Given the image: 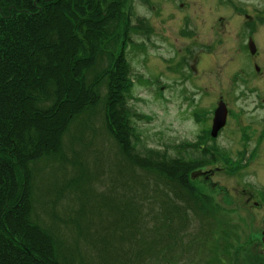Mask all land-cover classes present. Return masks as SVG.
I'll use <instances>...</instances> for the list:
<instances>
[{
	"label": "trees",
	"instance_id": "16d2710c",
	"mask_svg": "<svg viewBox=\"0 0 264 264\" xmlns=\"http://www.w3.org/2000/svg\"><path fill=\"white\" fill-rule=\"evenodd\" d=\"M126 2L0 0V264L237 254L234 217L191 181L202 162L125 132L132 29L150 24Z\"/></svg>",
	"mask_w": 264,
	"mask_h": 264
},
{
	"label": "rangeland",
	"instance_id": "374dc122",
	"mask_svg": "<svg viewBox=\"0 0 264 264\" xmlns=\"http://www.w3.org/2000/svg\"><path fill=\"white\" fill-rule=\"evenodd\" d=\"M150 1L133 0V9L144 15L150 24L146 32L132 29L135 41L128 55L133 68L124 80L127 91L123 100L127 112L122 118L130 121L126 122L125 132L129 133L132 125L144 144L166 148L192 163L200 162L205 153L198 147L203 135L194 125L191 114L211 108L217 94L232 97L231 94H238L240 90L245 93L264 91V73L254 68L250 67L247 82L232 79L231 69L225 73L226 64L235 62V56H239L240 43L248 44L250 30L244 26V21L254 19L258 10L264 14V0ZM128 3L129 0L125 5L127 13ZM261 71L264 72V66ZM227 135H220L217 142L232 144L233 137ZM192 141H195L193 145L187 144ZM222 175L236 192L235 176ZM229 212L234 217L232 223L238 227L239 239L233 246L237 254L231 262L223 258L227 249L222 242L221 257L216 250L207 251L202 256L204 264H217L218 258H223L222 264H264L262 223L250 225L239 219V211Z\"/></svg>",
	"mask_w": 264,
	"mask_h": 264
},
{
	"label": "flooded vegetation",
	"instance_id": "af4514ba",
	"mask_svg": "<svg viewBox=\"0 0 264 264\" xmlns=\"http://www.w3.org/2000/svg\"><path fill=\"white\" fill-rule=\"evenodd\" d=\"M0 8L3 10L1 6ZM243 24L250 30L248 44L240 43L239 56L236 55L234 60L238 62L234 67L231 65L235 62L227 63L225 73L231 69L232 79L247 82L250 79V67L264 73L261 71L264 66V14L258 10L254 19L245 20ZM251 39L254 41L255 52L249 48ZM226 60L227 57L224 62ZM258 72H255L256 75ZM231 95L232 97L217 94L212 99L211 108L191 114L194 125L203 135L198 147L205 152L201 166L195 168L201 169V172L193 180V184L208 196L214 207L228 212L232 209L239 211L242 222L250 225L261 222L264 226V91L245 93L240 90L238 94ZM221 100L227 106L226 121L214 135V114ZM234 103L237 105H233ZM222 134L232 136L233 143H218ZM194 142L187 144L193 145ZM190 149L193 150L194 147L191 146ZM223 173L227 177L235 176L238 185L236 192L223 179Z\"/></svg>",
	"mask_w": 264,
	"mask_h": 264
},
{
	"label": "water",
	"instance_id": "95a60500",
	"mask_svg": "<svg viewBox=\"0 0 264 264\" xmlns=\"http://www.w3.org/2000/svg\"><path fill=\"white\" fill-rule=\"evenodd\" d=\"M249 48L250 50H252V52H255V45H254L253 39H251L249 42ZM226 112H227V106L225 105L224 101L221 100L218 103L215 114H214V122L212 126V133L214 135H216L220 127L224 125L226 121V117H225ZM199 172H201V169L193 170L190 172V174L191 176L196 177L199 174ZM262 240L264 242V231L262 234Z\"/></svg>",
	"mask_w": 264,
	"mask_h": 264
}]
</instances>
